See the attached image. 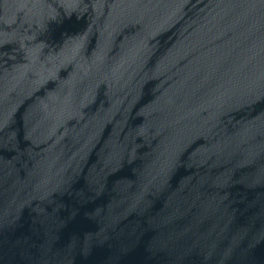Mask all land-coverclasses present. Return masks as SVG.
<instances>
[{"label":"water","instance_id":"water-1","mask_svg":"<svg viewBox=\"0 0 264 264\" xmlns=\"http://www.w3.org/2000/svg\"><path fill=\"white\" fill-rule=\"evenodd\" d=\"M0 264H264V0H0Z\"/></svg>","mask_w":264,"mask_h":264}]
</instances>
